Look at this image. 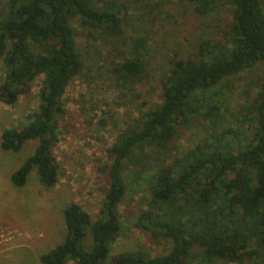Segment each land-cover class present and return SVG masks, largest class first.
<instances>
[{
  "label": "trees",
  "instance_id": "16d2710c",
  "mask_svg": "<svg viewBox=\"0 0 264 264\" xmlns=\"http://www.w3.org/2000/svg\"><path fill=\"white\" fill-rule=\"evenodd\" d=\"M217 1L189 0L201 16L213 15ZM228 3L232 22L226 39L202 40L196 54L175 60L161 79V103L118 134L109 149V187L99 217L93 219L77 203L68 204L63 211L66 239L42 254L41 264H104L108 259L110 264H264V77L255 101L234 124L205 94L228 79L264 68V6L262 0ZM129 10L121 0L0 2L1 101L15 105L44 76L38 110L27 115L23 127L7 128L1 136L6 151L20 152L28 141L39 142L12 173L16 186H24L35 167L44 185L58 183L54 146L67 113L63 96L84 68L76 25L89 29L90 36L97 32L116 38ZM147 42L136 36L133 56L114 66L113 73L125 85L145 78ZM197 116L209 120L207 135L195 148L167 161L164 153L179 128ZM131 166L142 178L147 173L150 185L147 208L136 226L168 239L165 254L129 250L111 255L121 233L119 206L128 192Z\"/></svg>",
  "mask_w": 264,
  "mask_h": 264
},
{
  "label": "rangeland",
  "instance_id": "374dc122",
  "mask_svg": "<svg viewBox=\"0 0 264 264\" xmlns=\"http://www.w3.org/2000/svg\"><path fill=\"white\" fill-rule=\"evenodd\" d=\"M8 1L0 0L3 4ZM121 1L130 10L119 37H106L97 32L90 36L89 29L76 25L84 68L70 82L63 96L67 113L60 119L59 138L54 146L59 164V179L54 187L42 183L36 167L24 186L18 187L11 180L12 173L35 152L38 141H28L20 152L1 147L3 131L23 127L27 115L38 110L44 76H39L15 105L0 99V264H41L40 256L66 239L63 211L70 203L81 205L93 219L99 217L109 187V149L118 134L161 103V79L175 60L196 54L202 40L224 41L232 22L228 0H218L216 12L211 16L196 13L189 0ZM262 2L264 6V0ZM139 35L148 41L146 76L142 81L125 85L113 73V68L133 56V39ZM263 71L260 65L226 80L205 93L207 102L218 103L219 113L234 124L255 101ZM4 80V67L0 62V87ZM208 125L209 120L197 116L180 127L170 149L164 153L165 159L171 161L195 148L207 135ZM135 169L131 166L126 175L128 192L119 206L121 233L111 255L129 250L162 255L169 250L170 241L154 237L136 226L137 217L147 208L150 185L147 173L146 178H142Z\"/></svg>",
  "mask_w": 264,
  "mask_h": 264
},
{
  "label": "built area",
  "instance_id": "2783aa9c",
  "mask_svg": "<svg viewBox=\"0 0 264 264\" xmlns=\"http://www.w3.org/2000/svg\"><path fill=\"white\" fill-rule=\"evenodd\" d=\"M3 236V235H2Z\"/></svg>",
  "mask_w": 264,
  "mask_h": 264
}]
</instances>
